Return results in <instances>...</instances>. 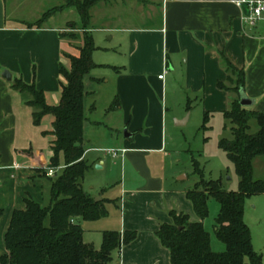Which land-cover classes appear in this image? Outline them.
<instances>
[{
	"label": "crops",
	"instance_id": "1",
	"mask_svg": "<svg viewBox=\"0 0 264 264\" xmlns=\"http://www.w3.org/2000/svg\"><path fill=\"white\" fill-rule=\"evenodd\" d=\"M2 15L0 0V257L7 253L4 236L12 213L24 209V201L33 198L37 187L42 190V171L48 168L52 155L50 141L43 135L46 130L33 124V110L26 105L30 97L13 90L12 82L35 84L47 103L50 98L56 104L62 81L59 65H66L64 56L69 53L68 43L61 38L63 29L43 25L7 29ZM249 15L246 6H237L233 0H161L158 24L122 29L127 36L126 59L121 67L114 65L115 69L110 70L115 74V98L120 102L118 127L131 137H111V142L121 146L116 158L108 154L109 150L104 152L114 163L118 160L123 182L120 198L107 200L120 205L118 224L104 230L121 234L133 231L137 236L113 253L108 264H171L169 251L160 244L155 232L161 224L172 223L170 211L187 215L190 222L199 221L185 190L170 189L154 158L166 153L167 108L164 110L159 102L165 99L174 79H182L188 95L201 97L205 112L222 114L235 98L233 93L217 87L226 80L221 62L222 56L226 57L245 72L244 91L255 102L251 109L264 112V21L252 26L247 21ZM93 57L92 54L93 62L101 67ZM4 72L10 74V82L2 78ZM94 80L89 75L86 88ZM151 83L157 97L148 90ZM178 120L176 124L181 122ZM103 164L98 161V165ZM105 192L102 187L89 194L104 200ZM79 224L82 228V221ZM83 242L91 244L84 241V232Z\"/></svg>",
	"mask_w": 264,
	"mask_h": 264
},
{
	"label": "trees",
	"instance_id": "2",
	"mask_svg": "<svg viewBox=\"0 0 264 264\" xmlns=\"http://www.w3.org/2000/svg\"><path fill=\"white\" fill-rule=\"evenodd\" d=\"M107 0H64V4L46 12L39 21L27 25L28 29L40 28L55 13L74 9L82 23V44L78 55H65L67 66L59 65L60 97L57 105H49L45 95L35 84L27 85L22 80H13L11 88L27 94L26 105L32 108L35 126H40L46 116L51 117L50 131L43 133L51 138L49 170H60L52 177L47 169L41 177L50 182V200L45 207L32 199L24 201V209L12 213L4 236L6 254L0 264H108L113 253L122 245L136 239V232L104 231L99 249L83 242L80 221L92 222L107 216L105 203L85 192L81 182L88 165L83 147V129L86 122L85 98L88 91L85 79L98 66L92 60L95 45L89 34L90 10ZM64 35H61L63 38ZM226 72L225 83L219 82L218 89L233 93L235 98L224 119L229 123L231 139H222L219 149L226 153L239 179L237 192H226L220 181H206L197 162L194 175L198 181L191 190L185 191L198 222H190L185 214L168 213L172 223H163L155 232L160 244L169 251L171 264H262V256L252 247L251 233L244 222L245 200L264 194V184L253 180V161L264 156V112L243 108L239 104V93L244 90L245 72L237 69L226 58H221ZM114 108L119 109L116 98ZM209 114L205 113L202 129L205 130ZM254 121L259 130L250 135V123ZM226 129V128H225ZM219 205L215 220V235L225 250L215 253L210 248V238L204 230L203 221L208 217V202ZM3 210L0 209V217ZM77 221V222H75Z\"/></svg>",
	"mask_w": 264,
	"mask_h": 264
},
{
	"label": "rangeland",
	"instance_id": "3",
	"mask_svg": "<svg viewBox=\"0 0 264 264\" xmlns=\"http://www.w3.org/2000/svg\"><path fill=\"white\" fill-rule=\"evenodd\" d=\"M63 4L64 0H3V25L7 29L26 27L39 21L49 10ZM91 15L89 34L95 45L92 54L95 62L101 63L102 66L91 71L90 76L95 80L87 83V91L91 95L85 98L86 122L83 129V147L87 150L84 158L89 168L81 185L83 190L90 194L96 193L103 187L106 190L104 200L112 198L114 201L120 198L123 183L121 168L118 160L114 163L104 152L117 151L120 155L121 150L117 148L121 146L115 141L111 142V137L122 140L125 130L118 127L121 115L117 112V108H114L115 74L110 68L115 69L114 65L121 67L126 59L127 36L122 33V29L152 27L158 24L161 17V0H107L98 3L91 10ZM43 27L63 29L61 35H64V41L69 46L67 55H78L77 49L82 44L83 32L79 15L74 9L53 14ZM65 61L67 66L68 61ZM183 84L181 78L174 79L168 87L165 99L159 102L164 110L165 107L167 108L164 124L166 153L154 157L158 163L157 169L168 181L170 189L187 191L191 190L198 181L193 169L194 162H197L206 181H220L224 191L237 192L239 179L234 166L227 159L226 153L218 147L220 140L231 139L228 131L230 125L222 114L208 113L206 128L202 129L204 114L207 113L201 106L202 99L188 95ZM147 87L157 97L154 84H148ZM48 103L58 104V102L52 104L50 98ZM186 118L185 124H176V120L180 119L178 121L182 122ZM40 126L50 131L51 117H44ZM258 130L257 124L252 121L249 134L255 135ZM100 160L104 163L102 166L98 165ZM52 171L53 175L61 172ZM42 179L43 182L39 184L42 190L36 186L32 199L45 207L50 200V182ZM179 179L183 180L179 181ZM253 180L264 184V156L257 157L253 161ZM33 192L34 190H31V193ZM112 203L115 205L105 204L106 217L97 222H82L86 243L99 247L104 228L118 224L120 205ZM208 210L209 214L203 221V227L209 235L211 250L221 253L225 250V246L217 239L214 228L219 213L218 203L209 200ZM244 222L251 233L253 250L262 256V264H264V194L245 200Z\"/></svg>",
	"mask_w": 264,
	"mask_h": 264
},
{
	"label": "built area",
	"instance_id": "4",
	"mask_svg": "<svg viewBox=\"0 0 264 264\" xmlns=\"http://www.w3.org/2000/svg\"><path fill=\"white\" fill-rule=\"evenodd\" d=\"M233 3L237 6H246L249 9L250 15L247 21L250 25H255L259 21H264V0H233ZM159 79H163V76H159ZM113 158L118 155L117 151H108ZM48 177L53 176V171L48 170Z\"/></svg>",
	"mask_w": 264,
	"mask_h": 264
},
{
	"label": "water",
	"instance_id": "5",
	"mask_svg": "<svg viewBox=\"0 0 264 264\" xmlns=\"http://www.w3.org/2000/svg\"><path fill=\"white\" fill-rule=\"evenodd\" d=\"M2 78L5 79L7 82L11 81V76L8 72H4L2 74ZM239 104L240 106H242L243 108H251L255 102L254 100L250 99L246 94L244 90H241L239 93ZM187 119V118H186ZM186 119L182 122H179V125H182L185 123ZM125 134H127V132H125ZM131 137V135H130ZM101 199L100 198H96L95 202H99Z\"/></svg>",
	"mask_w": 264,
	"mask_h": 264
}]
</instances>
